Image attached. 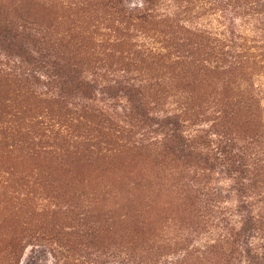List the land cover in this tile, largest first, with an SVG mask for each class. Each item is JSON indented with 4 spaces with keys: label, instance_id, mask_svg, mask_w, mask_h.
<instances>
[{
    "label": "trees",
    "instance_id": "16d2710c",
    "mask_svg": "<svg viewBox=\"0 0 264 264\" xmlns=\"http://www.w3.org/2000/svg\"><path fill=\"white\" fill-rule=\"evenodd\" d=\"M263 11L264 0H141L134 8L126 0H0V36L33 42L48 61L18 64L0 52V87H22L17 104L0 91V134L22 135L25 149L58 156L110 136L171 158L206 215L219 219L216 238L187 246L185 259L264 264V98L252 80L264 67ZM207 14L232 25L214 32L201 25ZM233 14L259 22L256 36L248 40ZM235 104L250 118L241 132ZM237 164L253 187L245 203H261L241 228L224 205L231 186H218L234 179ZM16 175L1 170V187H20ZM5 253L6 264H20L19 245L9 242Z\"/></svg>",
    "mask_w": 264,
    "mask_h": 264
},
{
    "label": "rangeland",
    "instance_id": "374dc122",
    "mask_svg": "<svg viewBox=\"0 0 264 264\" xmlns=\"http://www.w3.org/2000/svg\"><path fill=\"white\" fill-rule=\"evenodd\" d=\"M140 1L126 0L131 8ZM236 14L231 17L244 36L248 40L256 36L251 28L259 22L249 15L235 19ZM200 22L214 32L232 25L230 18L218 14H207ZM10 38L0 36V52L18 64L22 60L47 65V56L45 60L41 56L46 53H35L38 46L33 42L26 47ZM252 80L264 98V67L255 68ZM4 89L13 93L17 104L14 94L22 87L13 84ZM97 94L106 97L103 91ZM117 102L125 101L117 97ZM262 105L264 108V101ZM233 108L242 110L235 122V130L241 132L250 118L242 107L235 104ZM21 138L0 134V171H16L15 180L21 185L2 188L0 184V264L7 262L9 242L19 245L20 264H222L213 257L190 255L185 259L187 246L193 250L194 245L216 238L218 227L214 225L219 219L207 216L205 204L188 189L186 173L179 171L181 164L153 151L120 146L110 136L104 143L94 139L78 154L74 148L66 150L64 156L46 153L49 149H25ZM108 142L113 145L107 146ZM239 167H234L233 180L218 186H231L224 205L230 208L235 226L241 228L245 218L248 221L260 212L261 203H245V194L253 187L248 188ZM43 235L53 242L42 239ZM61 252L71 253L74 259Z\"/></svg>",
    "mask_w": 264,
    "mask_h": 264
}]
</instances>
